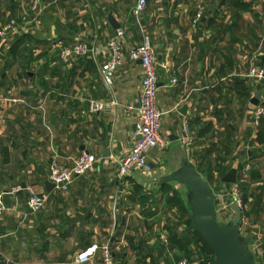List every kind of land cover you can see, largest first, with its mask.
<instances>
[{"label": "crops", "instance_id": "crops-1", "mask_svg": "<svg viewBox=\"0 0 264 264\" xmlns=\"http://www.w3.org/2000/svg\"><path fill=\"white\" fill-rule=\"evenodd\" d=\"M148 1L136 19L135 0H43V12L25 22L31 0H0V29L18 24L16 33L0 37V192L8 207L0 218V264H79L77 256L94 244H108L116 264L206 260L187 206L176 201L184 200L183 187L153 183L185 162L204 179L212 164H221L223 185L236 169L241 183L245 164L258 152L264 156V118L256 127L252 103L262 89L248 77L252 66L264 65V0ZM145 35L155 50L160 134L169 146L149 153L150 175L120 179L143 78L130 52ZM114 38L123 62L108 84L101 70ZM59 42H85L96 54L67 65ZM91 99L107 110L90 115ZM186 125L189 145L181 140ZM82 152L99 159L96 171L77 178L67 193L54 189L40 212L28 214V190L48 194L51 166H70ZM250 212L245 206L242 230L264 239L259 223L245 231ZM92 264H101L99 256Z\"/></svg>", "mask_w": 264, "mask_h": 264}, {"label": "built area", "instance_id": "built-area-1", "mask_svg": "<svg viewBox=\"0 0 264 264\" xmlns=\"http://www.w3.org/2000/svg\"><path fill=\"white\" fill-rule=\"evenodd\" d=\"M149 6L148 0H135V4L131 9V14L136 19H141L147 12ZM29 17L33 20L38 17L44 10L43 0H31ZM202 15H197V21H200ZM18 30L16 21L4 25L0 29V37H7ZM118 37L122 36V31H117ZM59 59L64 64H71L77 59L89 58L96 54V50L89 47L85 42L66 44L59 42L57 45ZM110 58L101 70V75L108 84L112 83L119 67L123 62V48L117 38H114L109 43ZM130 58L133 61L140 62L143 68V78L141 81V91L139 97L138 116L135 125V133L133 135V146L128 156L118 163V174L120 179H125L133 174L141 176L150 175L153 172V167L148 160V155L152 151H164L169 146V141L162 137L160 129L162 125L164 113L160 112L157 106L159 94V79L157 75V61L155 50L149 36H144L142 42L134 47L130 52ZM248 77L260 84L262 89V97L258 106L254 107V124L260 127L261 121L264 118V67L254 65L249 69ZM10 102L18 103L17 99H10ZM113 106H118L117 101L112 102ZM1 106V97H0ZM132 109V107H130ZM107 110V105L97 99L88 101V112L90 115H96ZM182 142L185 145L191 143L189 137V128L186 125L184 128ZM99 159L88 152H82L76 157L70 166L52 165L50 168L49 181L55 185V190L62 193H67L75 180L81 176L93 173L96 171V166ZM251 171V166H245L241 171V176L244 178ZM234 190L231 197L218 207V218L220 215L224 217L225 223L229 222L234 213L229 207V203L236 204L243 211V195L239 189L240 183L234 185ZM17 191L13 190L12 194ZM29 199L27 201L28 214H36L40 212L49 201V194H37L34 190L29 189ZM8 211L5 203V194L0 192V218ZM232 213V214H229ZM228 216V218H227ZM243 231V230H242ZM246 234V233H245ZM249 236L252 240L253 253L255 255L256 264H264V239L261 234L255 237ZM251 246V247H252ZM101 264H116L113 252L108 244H94L85 251L81 252L76 259L79 264H92L93 260L98 257ZM178 264H191L186 260ZM195 264H215L208 260L197 261Z\"/></svg>", "mask_w": 264, "mask_h": 264}, {"label": "water", "instance_id": "water-1", "mask_svg": "<svg viewBox=\"0 0 264 264\" xmlns=\"http://www.w3.org/2000/svg\"><path fill=\"white\" fill-rule=\"evenodd\" d=\"M109 21L113 29L119 30L120 25L112 17ZM261 96L259 92L252 103L258 105ZM237 173L236 169H232L222 178V183L236 184ZM170 184L185 189L186 206L192 225L213 253L215 264H256L252 240L242 231L243 211L236 204L230 203L234 217L227 223L221 222L218 218L216 193L193 164L185 162L171 174L153 183L157 187ZM45 186L48 194L55 189L51 182Z\"/></svg>", "mask_w": 264, "mask_h": 264}, {"label": "rangeland", "instance_id": "rangeland-1", "mask_svg": "<svg viewBox=\"0 0 264 264\" xmlns=\"http://www.w3.org/2000/svg\"><path fill=\"white\" fill-rule=\"evenodd\" d=\"M260 66L264 67V65H260ZM263 141H264V139H263ZM263 141L260 139L259 143L263 144ZM229 143H230V139H226V145H228ZM223 160H224V162L229 160L227 158V156H225V154H223ZM252 162L257 163V165L255 166ZM219 165H221V164H218L217 162H216V164H212L211 168L209 169L210 175L206 176L209 181H207V179H205V180L210 184V186L212 187V189L216 193V195H217L216 200H217L218 207L220 209V207H222V205H224V203L229 199V197H231V194L234 190L235 184L234 185H230V184H224L223 185L220 183V181H219L220 175L219 174H220L221 170L219 169ZM245 165L251 166V171H250L251 173H249L244 178H242L239 189L243 195V206H244L243 210L245 209V206H246L247 210L252 211L249 213L250 218L248 217V215L246 216L249 223H250V227H248L249 229L245 230V231L246 232L249 231L250 228L253 227L254 223H259L262 234L264 235V156L262 157V154L258 152V156H256L252 160L248 161ZM255 169L257 171L254 173ZM255 174H257V175H255ZM181 195L184 196V200L180 201V199H179L180 197L178 195V196H176V201L179 200L178 203L180 205L182 204L185 207V205H186L185 204L186 203V192H185L184 188H183V193ZM176 213H177V215L173 214L174 217L175 216L176 217L181 216L180 212H176ZM186 215H188V214L186 213ZM227 218H228V216H227ZM219 220L221 222H225L224 217L222 215L219 216ZM191 224H192V222H191ZM191 227H192V225H191ZM243 233H244V231H243ZM211 256L214 257L212 255V253L208 252L206 249H204V252H202V254L200 253V257H202V259H206L208 261L210 260Z\"/></svg>", "mask_w": 264, "mask_h": 264}, {"label": "trees", "instance_id": "trees-1", "mask_svg": "<svg viewBox=\"0 0 264 264\" xmlns=\"http://www.w3.org/2000/svg\"><path fill=\"white\" fill-rule=\"evenodd\" d=\"M14 47H15V50H16V48L18 47V44L15 45ZM197 235H198V234H197ZM198 237H199V239H200V242L203 243L204 248H205L208 252H211L210 249L208 248V246L203 242V240L201 239V237H200L199 235H198ZM211 253H212V252H211ZM212 255H213V253H212ZM213 256H214V255H213ZM209 261H211L212 263H215L214 257L211 256Z\"/></svg>", "mask_w": 264, "mask_h": 264}]
</instances>
